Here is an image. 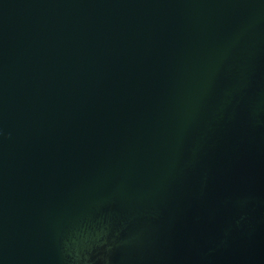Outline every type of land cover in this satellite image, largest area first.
<instances>
[{"label":"water","instance_id":"obj_1","mask_svg":"<svg viewBox=\"0 0 264 264\" xmlns=\"http://www.w3.org/2000/svg\"><path fill=\"white\" fill-rule=\"evenodd\" d=\"M0 264H264V0H0Z\"/></svg>","mask_w":264,"mask_h":264}]
</instances>
